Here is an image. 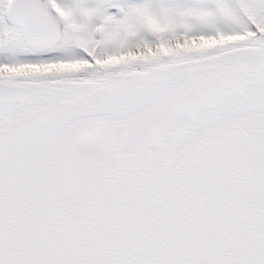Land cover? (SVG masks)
Wrapping results in <instances>:
<instances>
[{
    "label": "snow or ice",
    "instance_id": "snow-or-ice-1",
    "mask_svg": "<svg viewBox=\"0 0 264 264\" xmlns=\"http://www.w3.org/2000/svg\"><path fill=\"white\" fill-rule=\"evenodd\" d=\"M0 264H264V0H0Z\"/></svg>",
    "mask_w": 264,
    "mask_h": 264
}]
</instances>
